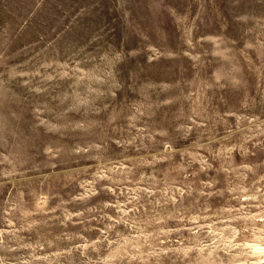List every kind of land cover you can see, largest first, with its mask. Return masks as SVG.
I'll list each match as a JSON object with an SVG mask.
<instances>
[{
  "label": "rangeland",
  "instance_id": "1",
  "mask_svg": "<svg viewBox=\"0 0 264 264\" xmlns=\"http://www.w3.org/2000/svg\"><path fill=\"white\" fill-rule=\"evenodd\" d=\"M0 264H264V0H0Z\"/></svg>",
  "mask_w": 264,
  "mask_h": 264
}]
</instances>
